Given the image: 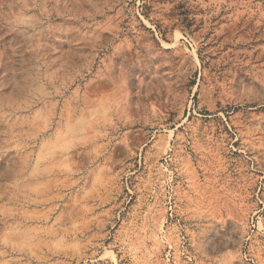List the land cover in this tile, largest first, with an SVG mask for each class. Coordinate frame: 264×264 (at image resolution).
Wrapping results in <instances>:
<instances>
[{"label": "rangeland", "instance_id": "1", "mask_svg": "<svg viewBox=\"0 0 264 264\" xmlns=\"http://www.w3.org/2000/svg\"><path fill=\"white\" fill-rule=\"evenodd\" d=\"M0 264H264V0H0Z\"/></svg>", "mask_w": 264, "mask_h": 264}]
</instances>
